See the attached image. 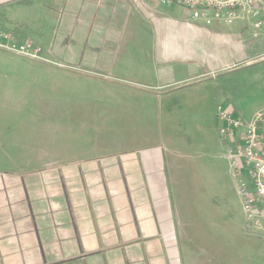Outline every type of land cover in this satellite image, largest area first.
Returning <instances> with one entry per match:
<instances>
[{
	"label": "crops",
	"instance_id": "obj_1",
	"mask_svg": "<svg viewBox=\"0 0 264 264\" xmlns=\"http://www.w3.org/2000/svg\"><path fill=\"white\" fill-rule=\"evenodd\" d=\"M0 30L80 90L70 114L38 98L39 119H68L64 137L98 150L52 160L39 142L27 167L0 160V264H264V237L247 224L233 241L211 196L230 170L217 107L243 121L264 109L253 19L206 25L149 0H0ZM102 121L106 138L77 130Z\"/></svg>",
	"mask_w": 264,
	"mask_h": 264
},
{
	"label": "rangeland",
	"instance_id": "obj_2",
	"mask_svg": "<svg viewBox=\"0 0 264 264\" xmlns=\"http://www.w3.org/2000/svg\"><path fill=\"white\" fill-rule=\"evenodd\" d=\"M38 48L40 49L39 56L42 59L41 63H47L46 66L48 64H51L50 66H60L58 61L46 58L41 47ZM40 65L43 64L38 65L30 60L20 59L14 55L0 52V160L5 162L9 168L17 165L19 167H27L23 164H31L33 158L30 156H36L31 148L39 149V142L43 144L44 142L48 143L46 147L51 152L52 160L69 159L74 158L76 155L98 152L97 149H92L91 152H87L84 150V147L78 145V141L74 142L75 138H77L75 130L70 131V134L67 135L70 139L64 137L66 126L69 123L67 121L68 119L57 118L46 119V121L39 119L37 113L39 111L38 98L49 99L53 105V110L58 111L62 107V110L66 108V112L70 114L72 103L77 102L73 100L77 99V92L80 91L74 87L67 94L64 89L66 84L63 87L64 83L62 85L60 76H57L59 71L50 72ZM31 66L35 68H29ZM80 99L78 98L79 102L82 103ZM86 104L85 107L87 108L94 105L99 110L102 107V104L95 105L91 101ZM39 124L45 127L40 128ZM109 126L110 124L108 122L105 123L102 121V126L98 122L95 128L91 127L90 129L87 128V125H84L78 126L77 130L80 133L84 132L85 135L100 131L105 134L106 138L114 133V131L109 132ZM57 132L60 134H56ZM11 134L15 135L13 136ZM81 139L83 138L81 137ZM83 141L79 140L81 143H84ZM107 145H110V143ZM227 168L228 166L224 169L221 168L224 171L220 173L218 193L211 194L215 201V204H212L222 207L226 211L227 215L222 220L223 223H227L229 226L234 224L231 229L227 227L232 240L235 242L237 240L246 241L248 238L246 230L247 222L241 197L237 192V179L231 176L230 170L227 171ZM198 194L197 199L201 203L199 207L202 210L206 211L212 207V204L207 201V198L200 195L202 193L199 192ZM251 233L259 238L264 237V233H255L253 231Z\"/></svg>",
	"mask_w": 264,
	"mask_h": 264
},
{
	"label": "built area",
	"instance_id": "obj_3",
	"mask_svg": "<svg viewBox=\"0 0 264 264\" xmlns=\"http://www.w3.org/2000/svg\"><path fill=\"white\" fill-rule=\"evenodd\" d=\"M165 6H178L192 20L206 25L224 21L231 25L241 14L253 19L254 29H264V0H149ZM11 34L0 30V52L34 62H41L40 49L30 42L21 45L8 43ZM216 120L220 141L230 142L224 158L237 179L246 222L255 233H264V109L254 112L248 121L231 117L217 107Z\"/></svg>",
	"mask_w": 264,
	"mask_h": 264
}]
</instances>
